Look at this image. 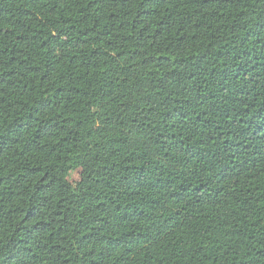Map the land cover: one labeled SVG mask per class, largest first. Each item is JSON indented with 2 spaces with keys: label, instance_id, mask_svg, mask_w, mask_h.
I'll return each instance as SVG.
<instances>
[{
  "label": "trees",
  "instance_id": "trees-1",
  "mask_svg": "<svg viewBox=\"0 0 264 264\" xmlns=\"http://www.w3.org/2000/svg\"><path fill=\"white\" fill-rule=\"evenodd\" d=\"M0 264H264V0H0Z\"/></svg>",
  "mask_w": 264,
  "mask_h": 264
}]
</instances>
